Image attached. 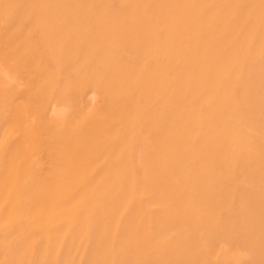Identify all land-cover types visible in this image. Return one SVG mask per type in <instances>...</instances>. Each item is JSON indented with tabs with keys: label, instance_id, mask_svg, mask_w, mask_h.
Instances as JSON below:
<instances>
[{
	"label": "rangeland",
	"instance_id": "374dc122",
	"mask_svg": "<svg viewBox=\"0 0 264 264\" xmlns=\"http://www.w3.org/2000/svg\"><path fill=\"white\" fill-rule=\"evenodd\" d=\"M0 264H264V0H0Z\"/></svg>",
	"mask_w": 264,
	"mask_h": 264
}]
</instances>
